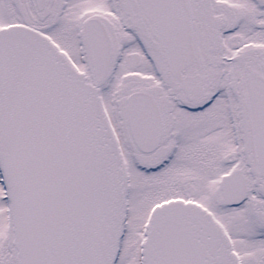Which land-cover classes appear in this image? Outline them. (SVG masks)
Segmentation results:
<instances>
[{"label": "snow or ice", "instance_id": "snow-or-ice-1", "mask_svg": "<svg viewBox=\"0 0 264 264\" xmlns=\"http://www.w3.org/2000/svg\"><path fill=\"white\" fill-rule=\"evenodd\" d=\"M0 264H264V0H0Z\"/></svg>", "mask_w": 264, "mask_h": 264}]
</instances>
